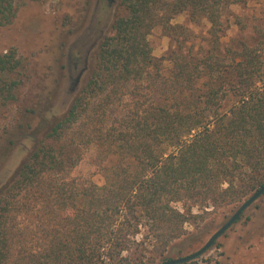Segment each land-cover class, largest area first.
<instances>
[{
    "label": "trees",
    "instance_id": "16d2710c",
    "mask_svg": "<svg viewBox=\"0 0 264 264\" xmlns=\"http://www.w3.org/2000/svg\"><path fill=\"white\" fill-rule=\"evenodd\" d=\"M16 1L0 0V25ZM235 2L119 0L124 13L100 41L89 80L0 188V264H125L141 225L163 253L194 206H233L264 183V43L221 49L217 38L221 9ZM183 12L207 20L210 45L199 57L176 52L165 77L153 74L148 37L185 33L172 24ZM19 65L14 49L0 53V102L14 99L20 81L9 76ZM229 89L236 101L220 110ZM126 93L132 106L108 124ZM90 144L117 157L102 185L69 177Z\"/></svg>",
    "mask_w": 264,
    "mask_h": 264
},
{
    "label": "rangeland",
    "instance_id": "374dc122",
    "mask_svg": "<svg viewBox=\"0 0 264 264\" xmlns=\"http://www.w3.org/2000/svg\"><path fill=\"white\" fill-rule=\"evenodd\" d=\"M16 4L11 21L0 25V53L14 49L20 59L18 69L9 76L20 81L14 88L15 97L0 102V188L42 138V129L63 116L80 94L94 69L100 41L115 18L124 13L119 0H17ZM221 13L223 23L217 37L221 49L226 44L238 47L242 43H264V0H236L221 9ZM172 24L182 25L185 33L176 32L175 38H171L158 28L148 37L158 61L152 71L161 77L172 66L168 59L171 55L186 51L199 57L212 38L207 20L191 19L187 12L176 15ZM142 84L138 97L147 104L153 94L145 82ZM158 94L157 90V99ZM131 95L126 93L114 101L108 124L132 106ZM235 101L236 95L227 90L220 110L228 109ZM81 153L69 177L102 185L104 168L115 163L116 155L103 159L94 144ZM253 192L233 206L201 209L194 206L192 210L197 215L184 224L183 235L171 241L163 253L158 251L153 238L143 237L147 229L141 225L134 237L138 244L121 253L122 262L159 264L194 252ZM193 260V264H264V193Z\"/></svg>",
    "mask_w": 264,
    "mask_h": 264
},
{
    "label": "water",
    "instance_id": "95a60500",
    "mask_svg": "<svg viewBox=\"0 0 264 264\" xmlns=\"http://www.w3.org/2000/svg\"><path fill=\"white\" fill-rule=\"evenodd\" d=\"M263 193L264 183L240 204V206L234 211V213L229 217V219L224 224H222L200 248L190 254L177 258H169L168 260L160 262L159 264H180L186 261L193 260L200 256L212 246L216 238H218L233 222H235L239 218L242 211Z\"/></svg>",
    "mask_w": 264,
    "mask_h": 264
}]
</instances>
